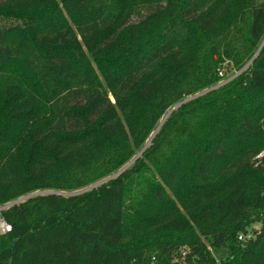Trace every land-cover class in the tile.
Here are the masks:
<instances>
[{
  "label": "trees",
  "instance_id": "1",
  "mask_svg": "<svg viewBox=\"0 0 264 264\" xmlns=\"http://www.w3.org/2000/svg\"><path fill=\"white\" fill-rule=\"evenodd\" d=\"M203 1L0 0V264H264V0Z\"/></svg>",
  "mask_w": 264,
  "mask_h": 264
},
{
  "label": "rangeland",
  "instance_id": "2",
  "mask_svg": "<svg viewBox=\"0 0 264 264\" xmlns=\"http://www.w3.org/2000/svg\"><path fill=\"white\" fill-rule=\"evenodd\" d=\"M214 0H204L201 4H205V5H209V4H211L212 2H213ZM138 4V3H137ZM158 4H146V3H140V4H138V6H136V14H135V21H137V20H139V19H141V18H143L149 11H151V10H154V8H155V6H157ZM12 46H13V48H14V51H15V53L16 54H18L19 56H21V57H24V58H26V59H28L30 62H31V64L33 65V66H35L36 68H37V70H41V68H42V61L41 60H39V57H38V53L33 49V47H31L30 45H28V46H20L19 45V42H18V40L16 39V40H14L13 42H12ZM230 68V67H229ZM229 68L228 67H226V69H228L229 70ZM240 72H237V73H235L230 79H226V75H227V73H226V75L223 77L224 79H222L221 80V82L218 84V86L219 85H222V84H224V83H226L227 81H230L231 79H233L235 76H237L238 74H239ZM229 74H231V73H229ZM47 86H49V88H50V93H52V91H53V89L55 88V85H54V83H49V82H47ZM73 87H74V85H72ZM217 86V87H218ZM216 87V88H217ZM213 88H215V87H213ZM212 88H210V89H208V90H205V91H203V92H200V95H202V94H205L207 91H210ZM56 90H57V97L55 98V100H53V101H55V104L57 105V106H59L58 108V110H59V115L62 113V111H61V109H60V107H62L63 106V104L68 100V92L66 91V90H62L61 88L60 89H57L56 88ZM195 97H197V95L196 96H189V97H187V98H185L184 100H182V101H189V100H191V99H193V98H195ZM179 104V103H178ZM178 104H176L175 106H177ZM174 106V107H175ZM173 107V108H174ZM264 117V116H263ZM262 117V118H263ZM263 120V119H262ZM262 120L260 119V121L259 122H262ZM163 121V120H162ZM259 122H257V123H259ZM258 144H259V146L261 147L262 145H264V136L262 137V139H260L258 142H257ZM264 154V150L262 151V153L261 154H259L258 156H260V155H263ZM241 158H242V156H241V154H236L235 155V157L232 159V158H230V159H228L227 161H224L222 164H220V165H217V166H215V168H217V170L219 169V171L221 172H223V174H225V175H229L230 173L227 171L229 168H233L235 165H237L236 163H237V161H239V160H241ZM219 166V167H218ZM4 178L5 177H1V179H0V182L1 181H4ZM51 191L50 190H45V191H36V192H33V193H31V194H36V193H38V194H42V193H50ZM38 194H36V195H38ZM28 195H30V194H28ZM27 196V195H26ZM22 197H25V196H21V197H19L18 199H16V200H14V201H12V202H15V201H17V200H19L20 198H22ZM12 202H10V203H12ZM0 205H2L1 203H0ZM260 225H259V223H254L253 224V227H259ZM242 238L241 237H239V240H241ZM185 247V246H184ZM209 250H211L210 248H208ZM213 253V255L216 257V260L217 261H220L221 260V257L219 256V255H217V253L216 252H212ZM155 256V255H154ZM179 252H174V257H173V261H172V263L173 262H176L177 260H178V258H179ZM151 264H164V263H162V261L158 258V257H156V259H154L153 257H151ZM174 264V263H173Z\"/></svg>",
  "mask_w": 264,
  "mask_h": 264
},
{
  "label": "water",
  "instance_id": "3",
  "mask_svg": "<svg viewBox=\"0 0 264 264\" xmlns=\"http://www.w3.org/2000/svg\"><path fill=\"white\" fill-rule=\"evenodd\" d=\"M198 95H200V94H198ZM186 101H187V100H186ZM186 101H182V102L179 103L177 106H175L174 108H172V109L169 111V113L167 114V116H168V115H169L174 109H176L177 107H179L181 104L185 103ZM167 116H166V117H167ZM166 117H165V118H166ZM165 118L163 119V121L165 120ZM163 121H162V122H163ZM155 133H156V132H154V133L152 134L151 138L148 140L147 145L150 143V141H151V139L153 138V136L155 135ZM147 145L144 147V149H143V150H142V151H141L136 157H134V159L131 160V162H129L126 166H124L121 170H119V171H118L116 174H114L112 177L117 176V175L120 174L123 170H125L129 165H131V164L135 161V159H136L137 157H139V156L142 154V152L145 150V148L147 147ZM112 177L107 178V179L104 180V181H107L108 179H111ZM104 181L99 182V183H97V184H94V185L88 187V188L85 189V190L92 189V188L98 186L99 184L103 183ZM85 190H84V191H85ZM50 193H53V191H51ZM36 194H38V193H36ZM36 194H30V195H27V196L22 197V198H20L19 200L15 201V202H12V203H10V204L13 205V204H16V203L23 202V201H25L27 198H30V197H32V196H35ZM42 194H45V193H42Z\"/></svg>",
  "mask_w": 264,
  "mask_h": 264
},
{
  "label": "built area",
  "instance_id": "4",
  "mask_svg": "<svg viewBox=\"0 0 264 264\" xmlns=\"http://www.w3.org/2000/svg\"><path fill=\"white\" fill-rule=\"evenodd\" d=\"M11 206L10 203L0 205V233H6L11 231V224L6 221L3 216V211Z\"/></svg>",
  "mask_w": 264,
  "mask_h": 264
}]
</instances>
